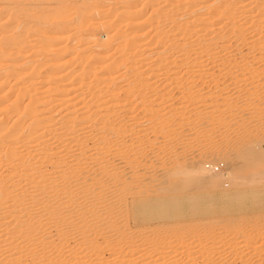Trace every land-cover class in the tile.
Listing matches in <instances>:
<instances>
[{
  "label": "bare ground",
  "instance_id": "bare-ground-1",
  "mask_svg": "<svg viewBox=\"0 0 264 264\" xmlns=\"http://www.w3.org/2000/svg\"><path fill=\"white\" fill-rule=\"evenodd\" d=\"M2 1L0 0V3ZM27 1L42 5L52 3L54 8L50 9L51 11L46 9L39 11L38 5H35L39 11L35 13L33 9L36 8L31 6L25 8L29 4L22 5L26 0H13V13L9 14L11 24L0 25V42L8 43L5 49L0 46V63L4 66L8 61L16 63L18 60L4 62L3 59L12 58L11 56L16 53L13 50L20 45L28 48L33 38L44 35L35 53L39 57L45 56L48 60L41 61L40 58L38 61L34 60L31 65L37 63L36 69L46 66L45 80L53 81L43 94L29 95L26 91L31 88L29 84L36 82L41 76L34 68L28 77L14 83L12 87L7 84L8 87L5 89L8 94L13 95L14 101L8 103L9 108L1 115L10 116L15 108H21V114H17L18 121L12 127H9L12 124L11 120L0 122V264H140L146 257L137 253L141 256V260L137 261L133 252H138L140 248L149 244L148 237L152 234L154 236L155 232L158 237L160 229L164 228V231L172 229V234L181 236L182 227L186 226V230L192 234L200 225L199 216L205 214L208 217L206 223L210 222V227L215 224L217 220L214 222V219L217 217L230 219L232 215L229 212L239 214L243 220L257 214L259 209L256 210L254 205L248 204L249 199L244 197V192L236 191L231 194L227 190L221 193L217 199L222 205L217 209L214 206L211 208L203 206L208 198L206 195H202V205L192 204L195 203L193 201L195 198L190 196L189 189L215 193L217 191L213 190L219 188V184L232 185L228 184L229 180L233 185L237 184L225 177L226 174H210L212 169L209 164L199 163L189 169L176 159L172 162L171 173L168 174L173 179H165L162 183L164 179L159 178L161 181L158 183L157 178H152L147 186L140 189L135 187L138 183L133 182L137 174L131 171L127 172L130 175L126 173L120 175L115 160L122 152L124 165L132 167L129 165L131 164L129 159H134L132 157L135 155L136 147L138 148L132 144L134 134L124 129L126 124L120 125L121 117L117 120L120 116L119 110H136L135 107L131 109L127 102L128 93L139 99L138 103L142 105L141 112L144 111L146 119L156 125L155 132L167 137L169 120L162 117L165 107L161 97L163 91L160 92L163 85L161 86L159 80L168 69H165L166 73L163 71L164 74L162 70L169 65L175 67L173 63L177 61L182 67H187L185 70L180 69L185 75L188 74L184 78L187 79L190 75L200 73L204 67L215 65L214 62L228 56L230 57L228 64H232L234 68L237 63L231 60V56L242 52L243 49L246 52L264 50V0H109V3L107 0ZM105 2L108 3L107 6ZM30 22L37 27H25ZM100 30H103L105 40H97L96 32ZM11 39L18 41L11 42L9 41ZM28 39L30 41H27ZM65 50L69 52L60 59L63 61L60 63L59 58ZM107 51H111L112 54L104 61L110 65L102 70L96 69L89 57L101 58ZM238 60L240 59L237 58L236 61ZM233 62L236 63L235 66ZM244 62L246 65L250 64L246 63V59ZM20 67L21 65H17L15 68L7 69L9 74L5 78L7 80L14 78L13 72ZM122 69V74H119ZM2 70L5 69L1 68L0 72ZM123 88L125 90H122ZM66 89H74L73 94L68 93ZM58 90H63L60 92L65 94H59ZM8 94L1 97L0 107H4L7 101H10L11 95L8 97ZM217 95H220V92ZM70 96L72 98H69ZM36 97L38 98L34 99ZM21 100L26 102L31 100L32 103L24 105ZM222 107L226 111L235 109L228 102ZM125 132L130 134L128 139L130 143L127 142L130 146H124L126 141L124 144L119 143L122 142V138L118 139V135L124 136ZM164 143L165 141L157 144L158 146L155 145L157 147L155 150L162 151L163 146L166 147ZM147 146L150 149L153 144ZM157 153L159 154V151ZM221 155L225 154H219L217 157ZM245 155L258 162L264 161L257 140L248 146V153ZM153 157L154 160L158 159L157 154ZM159 163L156 165H160ZM147 164H144L143 168L147 170L149 167L147 171L150 173L153 166L151 161ZM139 165L136 163L128 169L138 168ZM198 167L205 169L207 176L199 173ZM147 171L142 173L149 174ZM237 173L253 179L257 176L255 169L240 170ZM142 185L144 186L143 183ZM233 187L236 186H231ZM185 217L193 219L192 222L188 223L189 220H185ZM169 232L166 231L167 234ZM164 235L166 236L165 233ZM193 243H197V240ZM241 247L242 245L232 251L229 249L231 247L228 249L231 253L234 251L233 256L240 258L245 256L244 253L242 256L239 255L243 251L240 250ZM209 249L206 253L203 250V254L200 249L198 250L199 258L203 259L200 264H223V260L216 256L214 258V250ZM158 250L161 255L160 249ZM175 254L173 253L172 257ZM188 254L190 253L187 251ZM181 256L183 257V254ZM256 257L258 256H255L257 260ZM163 259L162 257L160 262L148 259V262L144 263V260L141 264L151 262L182 264L180 263L182 260L177 262L178 258L172 261L165 258L168 263ZM246 259H240L242 261L240 263L254 262L251 258ZM191 261L184 263H196L193 259Z\"/></svg>",
  "mask_w": 264,
  "mask_h": 264
},
{
  "label": "rangeland",
  "instance_id": "rangeland-1",
  "mask_svg": "<svg viewBox=\"0 0 264 264\" xmlns=\"http://www.w3.org/2000/svg\"><path fill=\"white\" fill-rule=\"evenodd\" d=\"M77 1H79V0H77ZM108 1L109 0H107L106 2H108ZM12 2H13V0H3L0 3V12L2 13V14H0V25L6 26V25L11 24L12 20L10 19L9 14L13 13ZM29 2L26 0V2H23L22 5L25 6V5L29 4V6L25 7V8H29L30 6L36 8V9H33V12H35V13H38L40 10H45V9H46V11H51L54 8V5L52 3H46V5L45 4L42 5V4H38V3H31V1H29ZM106 2H105V6H107L109 3V2L108 3H106ZM35 5H38L39 11H38L37 7H35ZM39 5H42V6H39ZM40 7H42V8H40ZM104 9H105V7H104ZM104 9H101V11ZM133 11H135V10H130V12H133ZM5 13H7V14H5ZM26 26L29 28L37 27V25L34 24L33 22H30L29 24L27 23V25H25V27ZM96 33H97L96 34L97 40L98 39H99V41L105 40V37H104L105 35L103 33V30H100ZM43 38H44V35H40L38 37L33 38L31 41H30V39H28L27 41H30L28 48H25V45H20V47L13 50L16 53L14 56H11L12 58L3 59L4 62H6L7 60H12V59L16 60V61L18 60L16 63H13L12 61L11 62L8 61V62H6L5 66L3 63H0V69L1 68L5 69V70H2L0 72V78H2V79H0V90H1L0 91V101L2 100L3 97L7 96L8 92L5 91V89H7V87L9 85H10V87H12L14 85V83H18L20 80H23L24 78L28 77L30 75L31 71L34 68L35 69L37 68V66H38L37 63L34 65H31V63L34 60L38 61V59L40 60V58H42L41 61L48 60V58H46L45 56H42L43 54L41 55L42 57H39L35 53V50H36L37 46L39 45V42ZM9 41L17 42L18 39H11ZM92 41H95V39H92ZM0 44H1L0 46L2 47V49H5V46H8V43L6 41L0 42ZM92 45H90V46H92ZM253 51L254 50H251V51L249 50V52L248 51L246 52V50L243 49L242 50L243 53L241 51L238 52L239 55H241V56H239L238 53L232 55L233 57L231 56V60H234L239 66L234 62H233L234 66L236 64V66L234 68H233L232 64H228L229 63L228 58H230L228 56L227 58L224 57L228 60V62L226 59H225V61H223L224 58L222 60H217L216 62H218V63L214 62L215 65L212 63L214 66L208 65V66L204 67V69L202 71H200V73L197 72L195 74L198 76L193 75L194 76L193 77L192 75H190V77H188L187 79H184V78H186L185 76H188V74L185 75L183 71H180V69L181 70L187 69L186 66L183 65L184 67H182V65L180 63H178L177 61L175 63H173V65H175L177 70L172 65L166 66L162 70V74H164L163 71L165 69L166 70L168 69L167 70L168 72L165 70V73L167 72L165 74L166 76L161 75L164 77V79H163V77L160 76V78H162V79L159 80L161 86L163 85V87H162L163 89L160 86L159 87L162 89V90H160V92H162V91L164 92V93L162 92L164 95L161 93V97L163 99V100L162 99L161 100H162L163 105L165 107L163 110L164 113H163L162 117L164 119L166 118L167 120H169L168 121L169 122L168 123L169 129H167V130H169L171 132L170 133L168 131L167 137L164 135L161 136V134L159 132L156 133L157 131L155 132V129H156L155 123L148 121L146 119L144 111L141 112V110H140L142 105L140 103H138L139 99L134 98V96H132L131 94L128 93L127 102H128V104H130L131 109L133 107H135L136 110H134V111L119 110L118 111L120 116L118 117L117 120H119L121 117L120 125L126 124L125 125L126 128L124 127V129H127V132H129V133L132 132L134 134V139H133L132 144L134 145V147L138 146V148H139L138 149L136 147L135 155L132 157L134 159H131V160L129 159V161H130L129 163H131L129 165H131L132 167L136 163H137V165L138 164H140V165L138 166V168H134V169L129 170L128 168H132V167H128V166L124 165L125 164L124 159L121 158V155L124 153H122L121 151H120L121 153H119L120 155H118L116 157V160H115L116 163L115 164H117L116 166L118 167V172L120 175H123L125 173L128 174L131 171L133 173L137 174L136 176H134V179H133V182L135 184L138 183L137 185L134 184L136 188H138V187L140 189L144 188L145 185L147 186L149 184V181L152 178H154V179L157 178L158 183H159L160 179L161 180L164 179V180H162V183L165 182V179H169V180H170V178L173 179V177H169L168 174L171 173V171H172L171 166L173 164L172 162H174V160L176 161V159H177L178 163H180L181 165L185 164V166L188 167L189 169L195 167L199 163H203V165L209 164L210 168L212 169V167H214V165H216V164L218 165L219 163H221L222 168H219L216 171H213V169H212L210 174H218V173H222L223 175L226 174L225 177L230 178L231 181H235V183H237V184L233 185V183H231L230 180H229L228 184H232V185L219 184L218 187L219 188L221 187L222 189L216 188V190H213V191H217L215 193L212 191H208L210 193H207V192L203 193L201 191H195L196 189H194V188H193V190L189 189L188 192L191 193L190 196H194V198H195V200H193V201H195V203H192V204L193 205H195V204L202 205L201 204V203H203L202 202L203 201L202 195H206L208 198H207V201L204 202L205 205L203 204L204 207L211 208V206H214L216 209L220 208L222 204L217 199V197H219L221 193L228 190L227 192L231 193V194H233L236 191H237V193L244 192V197L247 200L249 199L248 204L251 206L254 205L256 210L259 209L257 214L256 215L254 214L255 216L252 215V216L246 217V219H244V220L241 219V217H239V214L237 215L233 212H229V214L232 215V217L230 218L231 221L229 218H228L229 219V221H228V219H222L221 217L220 218L217 217L214 219V222H215V220H217V221L211 227L209 224L210 222H208L209 225L206 223L207 219H208L206 214L203 216H199L200 218H198V219L200 221V225L194 229V232H192V234L194 233L193 235L190 234L191 233L190 231L188 232V230H186V228H187L186 226L182 227L181 236L180 235L178 236L174 233L172 234V232H173L172 229H169L170 232H169V230L166 229V231L169 232V234H167L166 231H164L165 230L164 228H163V230L160 229L161 230L160 232H159V228H157L156 230H158V232H159V234L157 235L158 237H156L157 233L155 232L154 236L152 234V236H150L151 238L148 237L150 242H149V244L145 245L146 247L145 246L142 247L143 249L140 248V251H138V252H136V251L133 252V253H135L134 257L137 258V261L141 260V256H139V255H142V257L143 256L146 257V258H143V261L145 260L144 263L148 262V259H150V261L156 260V261L160 262V261H162V257H163L164 258L163 260H166L168 258L167 260H169V261H172V259L176 260L178 258L177 262L178 261L180 262L182 260L180 262L182 264H186V263H184V261L185 262L189 261V263H191L192 262L191 260L193 259V261H196L195 264H200L201 260H203V259L199 258L198 252L200 251L203 254L204 251L206 253V251L210 248L209 250H214L213 252H215L214 258L218 257L219 259L223 260L224 261L223 264H230L229 262H231V264L232 263L233 264H241L240 259H244V258L245 259L251 258V260L254 261V262L250 261L251 263L248 261L246 264H252V263L254 264L255 262H256L255 264H261L262 262H263L262 264H264V259H263L264 255H262L264 253V251H263L264 250V161L258 162V161L251 159L247 155H245V153H248V146L254 140H257L259 142L260 152L262 153V155L264 157V63H263L264 62V60H263L264 59V56H263L264 50H258L257 49V52H256V49H255V51L254 52ZM261 51H262V53H260ZM68 52H69V50H65L63 55L59 58V60L62 59L64 57V55L67 54ZM246 53H248V54H246ZM38 54H41V53H38ZM110 54H112V52L107 51L105 54L102 55L103 57H101V58L89 57L91 60L90 62H91V64L94 65V67L96 69L102 70L103 68L108 67L110 65L108 62L104 61V59L108 58ZM244 54H245V56H244ZM246 55H247V57H246ZM252 55H254V56H252ZM256 55H257V57H256ZM249 56H251V57H249ZM261 56H262V58H261ZM236 57L240 59V60H238L239 62L241 60H243V61H241V63H239L238 61H236V59H237ZM254 57H256V58H254ZM244 59H246V63H250V64L246 65L244 62ZM256 61H257V63H256ZM261 61H262V63H259ZM61 62H63V61L60 60V63ZM177 63H178V65H177ZM226 63L228 64V66ZM243 64H245V65H243ZM17 65H21V67L17 71L13 72L14 78L7 80L5 78L9 74L7 69L15 68ZM220 66H221V69H220ZM224 66L227 69L226 68L224 69ZM29 68H31V69L29 70ZM175 70H176V72H173ZM249 70L253 71V73ZM36 71H38L41 74V76L38 78L39 80H37L36 82L30 83L29 85H31L30 86L31 88H28L26 91L29 92V95L35 94L38 96V95H41L44 93L43 91L46 90V88H48L50 82H52L53 80L52 79L45 80L46 76H47V74L45 73L46 66L38 68V69H36ZM122 72H123V69L120 70L118 73L122 74ZM249 72H250V74H249ZM168 73H170V75ZM175 73H176V75H175ZM182 74H184V75H182ZM207 74L208 75L212 74V76L211 75L208 76ZM240 75H242L244 77H241ZM203 76H204V78H203ZM165 77H167L168 79ZM179 77H180V79H178ZM50 78H52V77H50ZM165 79H166V81H164ZM179 80H181V81H179ZM7 81H9V82H7ZM7 84H8V86H7ZM121 87H124V86H121ZM220 88H221V91H220ZM240 88H242V89L240 90ZM243 89H245V90L243 91ZM66 90H68V93H70V94H73V92H74V89H66ZM122 90H125V89L123 88ZM122 90H121V92H123ZM218 90L220 92V95H217V94H219ZM4 91L7 93L6 95H5ZM60 91H63V90H58L57 92H59V94H65V93H61ZM227 91H228V94H227ZM231 91H233V92H231ZM121 92H120V94H121ZM10 95H11V97H10ZM8 97H10L9 98L10 101H7V105H5L4 107H0V122L5 121V120H11L12 124L9 125V127H12V125L14 123H16V121H18V117L21 114V111H20L21 108L13 109L14 110L13 114H11L10 116L5 115V114L1 115V113L3 111H5V110H7V108H9L10 104H8V103L9 102L12 103L14 101V100H12L13 95L11 93L8 94ZM37 98L38 97H36L34 99H37ZM69 98H72V96H70ZM218 100H220L222 104L218 103L219 102ZM21 101H23L21 103L24 105H25V103L27 104L28 102L32 103L31 100H29L27 102L25 100H21ZM226 102L232 104L233 108H235V109H232L231 111L223 110L224 107L221 108V106H224V103H226ZM120 111H121V114H120ZM174 112H175V114H174ZM17 114H19V115H17ZM163 118L161 120H163ZM130 120H132V121H130ZM134 120H135V122H134ZM130 123H132V124H130ZM132 125H134V126H132ZM129 127H131V128H129ZM133 127H135V128H133ZM153 127H154V129H153ZM206 128H207V130H206ZM128 129L130 131H128ZM131 130H133L134 132ZM129 133L126 134V132H125L124 136L126 138L124 136H122V134H121L122 137L118 135V139L122 138L121 139L122 142H119V143L122 144L123 142L126 141L124 146H128V145L130 146V144H129L130 142L128 141V139H130L129 136L132 133H130V134ZM137 133L140 134V136ZM135 134H137L138 136ZM159 134H160V136H159ZM198 134H199V136H198ZM201 134H202V136H201ZM136 140H138V141H136ZM162 140L165 141L164 144L166 147H164L163 146L164 144H162V146H163L162 151H160L158 149V151H159V154H158L157 153L158 151L155 150V148H157L156 147V146H158L157 144H161L163 142ZM127 142H129V143H127ZM135 143H136V145H135ZM1 144H2V142H1ZM150 144H153V147L151 146V148L148 149L147 145L150 146ZM162 146L159 145V147H162ZM141 147L143 149H145V148H147V149L143 150V149H141ZM176 149H178V150H176ZM153 151H156V152H153ZM140 152H142V153H140ZM155 154L158 155V157H157L158 159L154 160L153 156ZM219 154H225V155H221V156L217 157V155H219ZM119 156H120V158H119ZM159 156H160V158H159ZM167 156H169V157H167ZM172 157L175 159H173ZM140 158H141V162H140ZM152 159L154 162H152ZM214 159H217V160H214ZM145 161L148 164L150 161L152 163L153 169L150 167V169H152V170H150V173L148 172L149 171L148 166H147L148 171L143 168L144 164L145 165L147 164ZM133 163H134V165H133ZM153 163H155V165L157 163H159L160 165L155 166ZM161 164H162V167L164 166L163 167L164 170L161 169L162 168ZM135 169H136V171H135ZM247 169H255L257 172L256 178L253 179L252 177H249L246 175L242 176L239 173H237V171H240V170L242 171V170H247ZM138 170H141V171H138ZM144 171H147L149 174L144 175L143 174V173H145ZM198 171H199V173L204 174V176H207V171L205 169H203L202 167H198ZM136 172H138V173H136ZM195 174L198 175V173H196V172H195ZM128 175H130V174H128ZM141 179L142 180L144 179V181H141ZM219 179H220V177L217 179V181ZM155 181H156L155 183L157 184V180H155ZM142 183L144 184V186L142 185ZM160 184H161V182H160ZM231 186H236V187L231 188ZM218 191H219V193H218ZM188 192H187V196H189ZM185 212H186V209H185ZM236 217H238V218H236ZM232 219H234L235 221ZM185 220H187V221L189 220L188 221V223H189L193 219L185 217ZM222 221H224L228 225L224 224V222H222ZM232 221H233V223H232ZM214 222H212V224ZM188 223L186 222V224H188ZM206 225H208V226H206ZM256 230H257V233H256ZM162 231H164V232L162 233ZM227 231H228V233H227ZM178 232L180 233V231H178ZM164 233L166 234V236L164 235ZM182 233H183V235H182ZM149 235H151V234H149ZM228 235H231V236H228ZM232 235H233V237H232ZM191 236H194V237H191ZM190 237L193 239H191ZM196 238H198V239L201 238L200 239L201 244L199 243V240ZM176 239H177V242H179V243L176 242ZM194 240L195 241L197 240V243L194 244L193 243V242H195ZM151 241L152 242L154 241L155 243L154 242L152 243ZM180 241H181V246H180ZM252 244H254V245H252ZM151 245H153V246H151ZM159 245H161V247ZM164 245H165V249H163ZM185 245H186V247H185ZM193 245H195V246H193ZM241 245H242V247L240 248V250L242 249L243 251L240 252L239 255L242 256V254L244 253L245 256L243 255L244 257H240V258L237 257L236 255L233 256L234 251L231 253L230 250L232 251L234 248L237 249V247H239ZM250 246L254 247L255 249L251 248ZM158 247H160V248H158ZM180 247H183L184 249L180 248ZM190 247H192V248H190ZM202 247L203 248L205 247V248L202 249ZM228 247H231L232 249L229 248L230 249L229 250ZM158 249H160V252L162 253L161 254L162 257L159 254ZM161 249H163V250H161ZM166 249L168 250V252ZM250 249H252V250H250ZM256 249H258V250H256ZM187 251L190 254L187 255ZM216 251L219 253H217ZM228 251H229V253H228ZM250 251H252V252H250ZM165 252H166V254H165ZM169 253H171V254H169ZM173 253L174 254L176 253L174 255L175 257L174 256L172 257ZM184 253H186V255ZM223 253H225V254H223ZM254 253H256V254L254 255ZM179 254H180V256H179ZM182 254H183V257L181 256ZM137 255H138V257H140V259L137 257ZM255 256H258L260 260L258 259V257H256L257 260H259V261H257L255 259ZM158 258H161V259H159L160 261L158 260ZM230 259H232V260H230ZM262 259H263V261H262ZM167 260H166V262H167ZM226 260H228V261H226ZM143 261L141 260V262H143ZM141 262H140V264H141ZM144 263H142V264H144ZM151 263H147V264H151Z\"/></svg>",
  "mask_w": 264,
  "mask_h": 264
},
{
  "label": "built area",
  "instance_id": "built-area-1",
  "mask_svg": "<svg viewBox=\"0 0 264 264\" xmlns=\"http://www.w3.org/2000/svg\"><path fill=\"white\" fill-rule=\"evenodd\" d=\"M219 168H222L221 163H219L218 165L217 164L214 165V167L212 169H213V171H216Z\"/></svg>",
  "mask_w": 264,
  "mask_h": 264
}]
</instances>
